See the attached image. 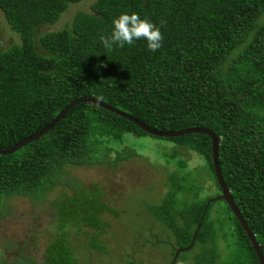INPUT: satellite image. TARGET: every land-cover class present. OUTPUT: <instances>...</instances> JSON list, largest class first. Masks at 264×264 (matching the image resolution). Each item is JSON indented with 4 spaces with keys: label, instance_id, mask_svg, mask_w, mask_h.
<instances>
[{
    "label": "trees",
    "instance_id": "obj_1",
    "mask_svg": "<svg viewBox=\"0 0 264 264\" xmlns=\"http://www.w3.org/2000/svg\"><path fill=\"white\" fill-rule=\"evenodd\" d=\"M79 1L0 0V10L20 39L0 50V147L33 134L70 101L87 95L157 130L210 128L220 137L223 179L264 255V0H95L89 11H77L69 26L40 35L39 52L36 29L54 23L70 3ZM124 12H136L161 26L162 47L151 52L145 40H137L107 51L99 37L110 35L114 19ZM147 135L168 142L171 152L162 151L160 158L168 156L165 162L178 168L188 165L186 158H178L181 150L203 159L213 175L212 188L214 183L218 188L201 194L200 186L179 170L167 174L169 188L162 201L146 209L173 235L172 254L189 245L200 223L189 248L199 244L200 254L187 264H259L245 230L223 199L226 214L217 218V225L210 218L215 201H207L220 187L208 135L154 136L91 102L74 106L15 152L0 154V208L4 198L23 194L55 210V231L43 260L22 254L13 263L78 264L71 237L79 233L87 237L85 248L103 252L104 213L115 210L103 188L85 186L66 167L102 163L112 151L114 167L140 154L134 145ZM56 186L63 192L48 199ZM189 190H195L191 200L178 198V192ZM218 236L230 239L221 262ZM77 245L81 247L80 241Z\"/></svg>",
    "mask_w": 264,
    "mask_h": 264
},
{
    "label": "rangeland",
    "instance_id": "obj_2",
    "mask_svg": "<svg viewBox=\"0 0 264 264\" xmlns=\"http://www.w3.org/2000/svg\"><path fill=\"white\" fill-rule=\"evenodd\" d=\"M94 1L70 3L58 20L37 28V50L43 52L37 41L40 35L69 26L74 14L79 10L89 11ZM262 17L264 19V14ZM19 41L18 33L10 28L0 10V50ZM140 139L143 143L137 142L134 145L141 151L140 154L119 161L114 167L111 166L114 151L113 155L106 158L107 162L66 167L69 175L78 177L85 186L95 183L103 188L110 206L115 210L104 213L107 230L101 235L105 248L103 252L85 248L83 242L87 241V237L81 233L71 237L72 246L78 254V264H171L175 239L161 222L151 218L146 209L147 204L162 201L169 188L167 174L172 171L179 170L180 175L193 180L202 189L201 194L213 189V175L205 170L201 157L202 161L195 154L181 150L178 158H186L188 165L178 168L174 163L165 162L168 156L160 158L162 151L171 152L168 142L149 135ZM212 191H218L215 183ZM62 192L63 188L56 186L47 194V198L52 199ZM193 192L195 190L180 191L177 196L182 201L191 200ZM35 202L23 194L3 199L0 208V260L4 264H14V259L22 254L35 262L43 260L44 248L55 231V210L48 202ZM215 202L209 209V214L217 225V218L226 214V211L224 212V202ZM229 240L224 241L218 236V262L227 257ZM78 241L81 247L77 245ZM200 250V245L196 244L194 248L180 252L174 264L194 263Z\"/></svg>",
    "mask_w": 264,
    "mask_h": 264
},
{
    "label": "water",
    "instance_id": "obj_3",
    "mask_svg": "<svg viewBox=\"0 0 264 264\" xmlns=\"http://www.w3.org/2000/svg\"><path fill=\"white\" fill-rule=\"evenodd\" d=\"M81 102H91L93 104H96L110 112H113L117 115H120L130 121H132L133 123H135L138 127H140L142 130L148 132L151 135L154 136H159V137H174V136H179V135H183V134H189V133H203L206 134L210 137L211 139V151H212V163H213V168H214V172H215V177L217 180V183L220 187V193L214 197H211L208 201L207 204L217 201V200H221L223 199L227 205L229 206L231 212L233 213V215L236 217V219L239 221V223L241 224L242 228L245 230L248 239L250 240L254 251L257 255L259 264H264V255L260 249V245L257 242L254 233L252 232V230L250 229V227L248 226L247 222L244 220L242 214L240 213V211L238 210L234 199L230 193V190L228 189L223 176H222V172L220 169V165H219V157H218V146H219V142H220V137L210 128H206L203 126H191V127H187V128H183V129H177V130H171V131H162V130H157L155 128L149 127L148 125H146L145 123H143L142 121H140L138 118L130 115L129 113L119 109L116 106L110 105L108 103H106L105 101L98 99L92 95H87V96H81L78 98L73 99L72 101H70L63 109H61L57 115L47 124L45 125L43 128L39 129L38 131L34 132L33 134L27 136L26 138L18 141L17 143L13 144L12 146L8 147V148H1L0 147V154L1 155H7L10 153L15 152L16 150L20 149L22 146L28 144L29 142L39 138L41 135H43L44 133H46L49 129H51L57 122H59L66 114L67 112L73 108L74 106L78 105ZM200 227V223L197 225L196 230L194 231V234L192 236L191 242L189 243V245L182 247V248H178L173 256L172 262L171 264H174L177 256L179 255L180 252L189 249L195 240V236L196 233L198 231Z\"/></svg>",
    "mask_w": 264,
    "mask_h": 264
},
{
    "label": "clouds",
    "instance_id": "obj_4",
    "mask_svg": "<svg viewBox=\"0 0 264 264\" xmlns=\"http://www.w3.org/2000/svg\"><path fill=\"white\" fill-rule=\"evenodd\" d=\"M99 39L107 51H112L114 46L123 48L125 45L132 46L137 40H145L149 51L155 52L162 47L164 34L161 26L148 17L124 12L114 19L111 34L101 35Z\"/></svg>",
    "mask_w": 264,
    "mask_h": 264
}]
</instances>
